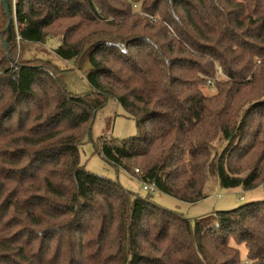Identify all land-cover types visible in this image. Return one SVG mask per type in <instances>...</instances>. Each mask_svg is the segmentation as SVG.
Listing matches in <instances>:
<instances>
[{
	"label": "trees",
	"instance_id": "trees-1",
	"mask_svg": "<svg viewBox=\"0 0 264 264\" xmlns=\"http://www.w3.org/2000/svg\"><path fill=\"white\" fill-rule=\"evenodd\" d=\"M58 34L89 92L3 67ZM0 48V264H264V199L190 220L79 154L112 98L137 127L93 141L116 170L188 203L264 183V0H0Z\"/></svg>",
	"mask_w": 264,
	"mask_h": 264
},
{
	"label": "rangeland",
	"instance_id": "rangeland-1",
	"mask_svg": "<svg viewBox=\"0 0 264 264\" xmlns=\"http://www.w3.org/2000/svg\"><path fill=\"white\" fill-rule=\"evenodd\" d=\"M96 12L99 13L100 11L97 9ZM141 14L144 15V13ZM62 38L63 34H58L53 39L40 44H21L16 39L14 57L8 62L4 60L3 67L10 69L18 62H47L52 66L51 70L58 73L70 92L75 94L89 92L90 86L86 79V72L89 67L88 61H78L76 63L72 60L58 58L54 54V49ZM2 71L0 69V73ZM202 91L206 95L213 93V90L206 87H202ZM89 132V136L86 137L79 148L80 161L87 170L116 179L123 188L131 193L142 197L150 196L153 203L180 213L190 220L213 214L216 211L237 208L247 202L264 199V183L250 190H242L240 187L222 188L216 178L210 179L206 185L208 196L194 203L178 200L158 190H144L143 182L138 179L137 173L133 175L123 169L116 170L95 151L93 141H97L99 137L121 139L132 136L137 132L134 119L126 114L123 108L112 98H108L105 105L98 110ZM241 250L243 251V249Z\"/></svg>",
	"mask_w": 264,
	"mask_h": 264
},
{
	"label": "built area",
	"instance_id": "built-area-1",
	"mask_svg": "<svg viewBox=\"0 0 264 264\" xmlns=\"http://www.w3.org/2000/svg\"><path fill=\"white\" fill-rule=\"evenodd\" d=\"M12 1H14V0H12ZM150 18H152L154 20L153 17L150 16ZM206 88L212 90V81L211 80L207 81ZM134 171L137 173L138 169H135ZM143 189L146 190V191H153L154 190V186H153V184H145V183H143ZM241 264H246V262H242Z\"/></svg>",
	"mask_w": 264,
	"mask_h": 264
}]
</instances>
